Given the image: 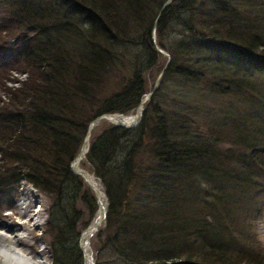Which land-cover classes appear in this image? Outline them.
<instances>
[{
  "label": "trees",
  "instance_id": "1",
  "mask_svg": "<svg viewBox=\"0 0 264 264\" xmlns=\"http://www.w3.org/2000/svg\"><path fill=\"white\" fill-rule=\"evenodd\" d=\"M164 1L0 0V196L20 181L48 194L50 264L83 262L97 202L69 162L89 121L132 111L161 69L139 121L90 131L83 163L107 198L95 262L264 264L249 251L264 212V87L250 82L264 80V0ZM12 70L24 79L5 87ZM215 91L244 111H205Z\"/></svg>",
  "mask_w": 264,
  "mask_h": 264
},
{
  "label": "rangeland",
  "instance_id": "2",
  "mask_svg": "<svg viewBox=\"0 0 264 264\" xmlns=\"http://www.w3.org/2000/svg\"><path fill=\"white\" fill-rule=\"evenodd\" d=\"M152 41L155 45V49L158 51L157 48H159V46L156 44L157 40H156L155 35ZM158 53L160 56H163V58L165 57L159 51ZM13 59L14 57L11 56L9 59L10 62L8 63V65L11 64ZM9 73H10L9 79H12V80L11 81L6 80L4 84L5 87L6 86H11V87L17 86L18 83L14 81H21L24 79V76H25L24 73H21L19 71H14V70L9 71ZM152 76L150 77L148 76L146 78L147 81H146L145 93L150 91V89H152L153 82L157 75H155V77L153 78ZM250 82L251 84H254V86L256 85L255 87H258L259 90L263 89L264 87V80L260 78L255 79V77H253L252 80H250ZM232 94L233 93L231 92L229 94L228 93L222 94V93L215 91V92H212L210 95L208 94L207 97L203 96V102L201 104L202 106L206 107L205 111L207 110L216 111L221 107L222 109H220V111H237V110L244 111V106L242 105V101L239 98L240 94L239 95H236V94L232 95ZM0 99L3 101L6 100V97L1 89H0ZM140 116L141 114L139 115L137 121H139ZM83 161L84 160L82 159L80 163L78 164V166L90 172L86 167L87 165H85ZM49 201H50V198L47 193H45L43 190L39 188L32 186V184L25 182V181H20L17 184V187L13 193L8 191V192H4L0 196V224L2 225L3 222H6L7 224H11L17 227L15 223L19 219H21L23 213L32 216L33 217L32 221H28L25 224L21 225L22 235L25 236L26 244L29 246V249L33 251V253L34 252L40 253L42 257L44 258L46 264H50V256H49L48 248L43 242L44 235L42 234L41 230H42V227L46 219L47 206L49 204ZM7 208H10L9 211L11 213L8 215H5L3 214V212ZM259 216L260 217L258 219H254L252 223L248 222V220H246L245 218L243 219L245 220V224H249V223L251 224L252 226L251 231L253 232V235H254L253 242L250 243L251 248L249 249V251H251V253L255 257H257V261H261L264 263V212ZM14 220H16V222ZM92 235L89 238L88 247L90 249L93 264H97L95 262L97 260L95 259V253H94L95 249L93 247L92 239H91Z\"/></svg>",
  "mask_w": 264,
  "mask_h": 264
},
{
  "label": "water",
  "instance_id": "3",
  "mask_svg": "<svg viewBox=\"0 0 264 264\" xmlns=\"http://www.w3.org/2000/svg\"><path fill=\"white\" fill-rule=\"evenodd\" d=\"M169 2H170V0H165L162 4V8L166 4H168ZM153 31L154 30L152 29V32H151V39L152 40L154 38V32ZM157 49L162 55H164L166 57V62H165V64H166L168 61V58H169L168 54L159 48H157ZM162 70L163 69H161L158 72V74H157V76L153 82L152 89L150 91H148L147 93H145L141 97L138 104L135 106V108L132 111H129L127 113H117V112L102 113V114H99L98 116H96L95 118H93L89 121V123L87 125V129L85 131L83 141H82L77 153L74 155L72 161L69 164L71 171L73 173L81 176V178L91 188V190L93 191V193L95 195L96 202H97V208H96L92 218L90 219V221L88 222L86 227L80 232L79 238H78L79 247H80L81 253L83 255V264H86V259H89V264H93L90 249L88 247L89 238L98 229V227L104 222L106 208H107V198H106V195L104 193V190H103V187H102L100 181L93 175L92 172H88V171H86V170H84L78 166L79 161L82 159V157H84V154L87 150L88 137H89L90 131L101 120H105L109 123L124 126V127H129V126H132L133 124H135L140 113H141V111H142L143 103L149 98L150 94L152 93V91L157 86V82H158V79L162 73ZM85 140H86V144L84 143ZM94 182L98 183V187L95 186ZM101 195L103 197V203L102 204H101V197H100Z\"/></svg>",
  "mask_w": 264,
  "mask_h": 264
},
{
  "label": "bare ground",
  "instance_id": "4",
  "mask_svg": "<svg viewBox=\"0 0 264 264\" xmlns=\"http://www.w3.org/2000/svg\"><path fill=\"white\" fill-rule=\"evenodd\" d=\"M84 143L86 144V140ZM94 184L98 187V183ZM100 197L102 204L103 197ZM8 213L5 212V215ZM26 215L23 213L21 219L15 223L17 227L6 222L0 224V264H46L40 253H33L29 249L26 238L22 235L21 225L33 220L32 216ZM86 264H89V259H86Z\"/></svg>",
  "mask_w": 264,
  "mask_h": 264
}]
</instances>
